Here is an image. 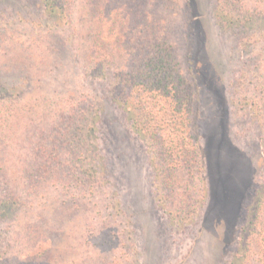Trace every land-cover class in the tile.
Segmentation results:
<instances>
[{
  "label": "rangeland",
  "instance_id": "1",
  "mask_svg": "<svg viewBox=\"0 0 264 264\" xmlns=\"http://www.w3.org/2000/svg\"><path fill=\"white\" fill-rule=\"evenodd\" d=\"M244 1L264 15V0ZM175 2L171 11L147 1L146 9L163 16L179 69L197 90L208 196L187 226L174 225L158 204L152 153L111 101L110 75L83 78L95 0H74L70 24L56 30L43 27L37 0H0V94L19 92L7 111L9 126L0 123V165L29 204L14 220L0 212V253L17 257L14 264H229L264 177V34L220 26L216 0ZM246 34L256 41L244 49L238 42ZM81 93L95 94L106 110L96 130L106 172L92 194L71 187L60 171L27 199L20 162L35 157L39 141L54 138L57 122L70 113L63 107Z\"/></svg>",
  "mask_w": 264,
  "mask_h": 264
},
{
  "label": "trees",
  "instance_id": "2",
  "mask_svg": "<svg viewBox=\"0 0 264 264\" xmlns=\"http://www.w3.org/2000/svg\"><path fill=\"white\" fill-rule=\"evenodd\" d=\"M73 1L37 0L43 27L56 30L69 25ZM146 1L163 12L176 4L175 0H95L97 24L84 57L83 78L105 80L110 75L111 101L123 110L130 130L152 153L150 167L158 204L174 225L187 226L200 214L208 196L204 154L197 135V90L179 69L163 16L157 10L148 11ZM138 2L139 6L133 5ZM189 7V16L195 18L194 5ZM214 13L223 28L260 30L258 35L264 34V15L247 9L244 0H216ZM153 16L155 23L148 24ZM194 30L198 29L190 31ZM251 37L246 34L238 46L243 43L245 49L247 40L254 43ZM81 95L80 100L63 107H69L70 113L57 122L60 131L54 138L46 145L39 141L33 150L35 157L27 164L20 162L18 171L25 179L19 186L27 199L60 171L68 175L71 187L92 194L98 186V174L106 172L96 142L98 118L106 110L95 94ZM16 101L19 92L0 94L2 126H9L7 111ZM62 155H66L65 161ZM18 190L0 165V212L12 220L29 205ZM114 239L119 244V239ZM237 239L229 264H264V177L246 206ZM8 257L7 252L0 253V264H14L17 259Z\"/></svg>",
  "mask_w": 264,
  "mask_h": 264
}]
</instances>
